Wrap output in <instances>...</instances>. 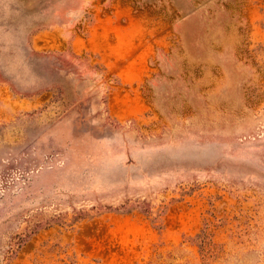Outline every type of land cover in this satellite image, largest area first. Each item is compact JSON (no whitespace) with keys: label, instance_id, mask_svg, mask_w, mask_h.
<instances>
[{"label":"rangeland","instance_id":"1","mask_svg":"<svg viewBox=\"0 0 264 264\" xmlns=\"http://www.w3.org/2000/svg\"><path fill=\"white\" fill-rule=\"evenodd\" d=\"M0 264H264V0H0Z\"/></svg>","mask_w":264,"mask_h":264}]
</instances>
